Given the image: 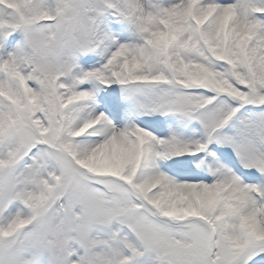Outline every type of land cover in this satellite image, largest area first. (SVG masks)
<instances>
[{"label":"snow or ice","instance_id":"snow-or-ice-1","mask_svg":"<svg viewBox=\"0 0 264 264\" xmlns=\"http://www.w3.org/2000/svg\"><path fill=\"white\" fill-rule=\"evenodd\" d=\"M0 264H264V0H0Z\"/></svg>","mask_w":264,"mask_h":264}]
</instances>
